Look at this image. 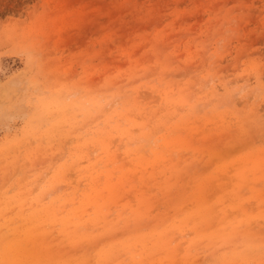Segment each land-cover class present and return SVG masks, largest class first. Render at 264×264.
<instances>
[{
    "label": "rangeland",
    "instance_id": "374dc122",
    "mask_svg": "<svg viewBox=\"0 0 264 264\" xmlns=\"http://www.w3.org/2000/svg\"><path fill=\"white\" fill-rule=\"evenodd\" d=\"M0 264H264V0H0Z\"/></svg>",
    "mask_w": 264,
    "mask_h": 264
}]
</instances>
